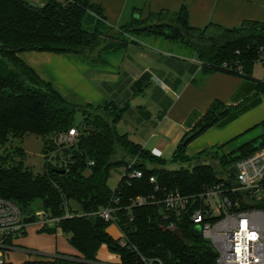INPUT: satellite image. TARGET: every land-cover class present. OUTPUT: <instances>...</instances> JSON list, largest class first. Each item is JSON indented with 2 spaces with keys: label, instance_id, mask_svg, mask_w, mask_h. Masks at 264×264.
<instances>
[{
  "label": "trees",
  "instance_id": "trees-1",
  "mask_svg": "<svg viewBox=\"0 0 264 264\" xmlns=\"http://www.w3.org/2000/svg\"><path fill=\"white\" fill-rule=\"evenodd\" d=\"M90 12L97 16L95 22L89 18ZM148 36L191 48L206 73L222 71L252 78L254 65L264 52V20H244L235 27L208 22L198 28L189 24L183 5L177 11L150 12L145 18L139 14L137 19L132 17L112 27L106 23L102 7L91 0H46L42 5L28 0H0V146L12 138L33 134L42 139L43 153L57 150L58 157L67 160L66 164L45 161L42 172H33L23 165L25 152L21 146L5 148L0 154V197L13 201L24 215L42 208L59 218L54 226L40 230L60 228L84 257L82 261L57 259L59 264H99L96 254L102 244L118 255L120 264H143L139 255L159 259L162 264H217L212 244L191 232L184 212L176 215L161 203L132 205V200L137 196L162 199L175 189L183 194L198 193L219 182L222 173L233 178L230 168L264 145L263 119L259 123L261 136L233 152L223 153L221 146H214L188 156L185 146L189 141L242 107L215 100L171 158L163 159L117 131L125 106L113 101L97 105L71 101L18 56L22 51H52L100 62L102 51L121 49L131 37ZM257 88L264 92V82H258ZM76 111L82 114L78 124H74ZM73 127L78 131L75 143L54 147L51 137ZM187 136L189 140L183 144ZM169 162L182 165L169 169ZM121 165L125 172L112 190L107 185L110 170ZM134 170L141 176L131 177ZM113 198L116 203H112ZM65 200L72 214L67 217ZM35 201L38 205L34 207ZM111 204L117 207L116 223L125 235V245L107 231L111 221L92 214ZM170 222L175 223L182 238L166 227Z\"/></svg>",
  "mask_w": 264,
  "mask_h": 264
},
{
  "label": "crops",
  "instance_id": "crops-1",
  "mask_svg": "<svg viewBox=\"0 0 264 264\" xmlns=\"http://www.w3.org/2000/svg\"><path fill=\"white\" fill-rule=\"evenodd\" d=\"M91 1L102 7L112 27L129 20L123 21L127 11L145 18L150 12L177 11L183 5L189 24L198 28L208 22L235 27L244 20H264V0ZM18 56L71 101L92 105L113 101L125 106L117 131L166 160L215 100L242 107L189 141L188 156L215 145L230 153L263 132L259 123L264 119V92L257 88L263 79L253 72L252 78L222 71L206 73L194 50L160 37H131L121 49L102 51L100 62L52 51H22ZM26 232L15 239L17 246L28 241ZM49 257L78 260L63 254Z\"/></svg>",
  "mask_w": 264,
  "mask_h": 264
},
{
  "label": "built area",
  "instance_id": "built-area-1",
  "mask_svg": "<svg viewBox=\"0 0 264 264\" xmlns=\"http://www.w3.org/2000/svg\"><path fill=\"white\" fill-rule=\"evenodd\" d=\"M257 63H264V52L259 55ZM77 136L78 131L73 127L53 135L51 143L59 149L75 143ZM44 154L47 162L67 163L65 157H58L57 150ZM234 166L233 178L222 173L219 182L205 186L198 193L183 194L175 189L168 191L162 199L137 196L131 204L161 203L166 211L176 215L184 212L191 226L198 225L200 234L212 244L217 253V264H264V145L239 159ZM130 176L140 177L141 172L134 170ZM150 181L154 178L151 177ZM116 202L117 199L113 198L112 203ZM64 207V217L71 216L66 200ZM116 210L117 207L111 204L92 214L117 226ZM31 215L41 227L59 220L42 208ZM26 216L30 215H24L13 201L0 197V264L9 263L4 258L5 253L14 249L13 242L23 234ZM166 227L172 232L178 230L174 222ZM117 228L120 230L119 243L125 245V235ZM139 256L143 264H162L159 259L154 261ZM57 259L49 257L37 264H59Z\"/></svg>",
  "mask_w": 264,
  "mask_h": 264
},
{
  "label": "rangeland",
  "instance_id": "rangeland-1",
  "mask_svg": "<svg viewBox=\"0 0 264 264\" xmlns=\"http://www.w3.org/2000/svg\"><path fill=\"white\" fill-rule=\"evenodd\" d=\"M32 3L42 5L46 0H28ZM134 1V0H133ZM138 13L131 14L130 11H127L123 17V21L130 18H135ZM89 18L93 20L97 19V16L94 13H89ZM90 19H87V22L90 23ZM122 23V22H121ZM87 25V24H86ZM127 36V35H126ZM178 44V43H177ZM183 46L181 44H178ZM189 48L187 46H183ZM253 75L264 80V63H256L254 65ZM82 119V114L80 111H76L74 114V124H78ZM15 146H21L25 152L23 157V165L33 172H42L44 169V153L42 151V139L33 134H26L22 138H12L5 146H0V154L4 152L5 148L12 149ZM216 146V145H215ZM214 146H210L211 148ZM220 152H224V150L220 147ZM182 164L177 162H169L167 164V168L176 169L180 167ZM125 167L121 166H113L110 170V174L107 179V185L112 190L116 187L118 180L124 174ZM74 204V203H72ZM38 205V201L33 203L35 207ZM45 226L52 227L53 223H48ZM26 228V229H25ZM24 230L25 238L28 237V241L24 239L21 243L22 246H17V242H13L14 249L8 250L5 253V260L11 264H22L25 261L35 260L41 261L48 256L53 254H63L65 256H69L71 258H78L77 261H82L84 257L80 254L78 250L69 242L68 234L64 233L60 228H57L53 232L41 231V225L36 222H27L25 224ZM28 228V230H27ZM34 231V236L30 233L29 229ZM107 231L114 237L118 238L120 235V230L114 223H111ZM17 239V238H16ZM19 242V240H18ZM24 247V248H23ZM32 249V251L28 252L27 249ZM96 259L99 264H120V259L117 254L111 252L106 245L102 244L96 254Z\"/></svg>",
  "mask_w": 264,
  "mask_h": 264
},
{
  "label": "water",
  "instance_id": "water-1",
  "mask_svg": "<svg viewBox=\"0 0 264 264\" xmlns=\"http://www.w3.org/2000/svg\"><path fill=\"white\" fill-rule=\"evenodd\" d=\"M135 18H136V19L139 18V14H137V16H136ZM189 137H190V136H187V137L184 139L183 144H186V143L188 142ZM62 171H63V170H62ZM229 171H230L231 173H236V168H235V166H232V167L230 168ZM24 221H25V222H32V221H34V215H30V216H26V217H24ZM190 229H191V232H192L194 235H196V236L200 235V227H199L198 225H193V226L190 227ZM173 233H174V235L177 236L178 238H182V235H181V233H180L179 230H175V231H173Z\"/></svg>",
  "mask_w": 264,
  "mask_h": 264
}]
</instances>
